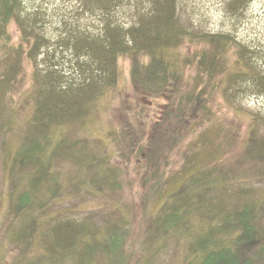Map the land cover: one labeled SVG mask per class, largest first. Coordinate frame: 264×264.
Segmentation results:
<instances>
[{
	"label": "rangeland",
	"instance_id": "obj_1",
	"mask_svg": "<svg viewBox=\"0 0 264 264\" xmlns=\"http://www.w3.org/2000/svg\"><path fill=\"white\" fill-rule=\"evenodd\" d=\"M1 1L11 48L0 62V264L199 260V240L217 220L189 214L176 221L179 198L162 211L192 156L206 155L210 168L222 171L219 189L230 182L238 191L241 184L262 198L263 161L249 150L264 138V88L248 83L255 74L238 71L264 74V0H178L179 19L191 33L166 48L174 72L166 94L140 89L130 58H123L116 88L106 87L86 115L50 126L48 105L38 98V71L75 84L80 76L69 36L101 31L109 19L128 27L150 0H120L106 16L82 0H17L8 23ZM210 34L219 36L217 43L206 41ZM38 35L43 39L30 57ZM239 44L248 51L247 66L237 63ZM201 52L215 67L203 77L195 60ZM216 191L213 198L221 199ZM190 192L191 201L194 187ZM257 223L263 230L253 252L264 247V219ZM235 233L218 239L226 243Z\"/></svg>",
	"mask_w": 264,
	"mask_h": 264
},
{
	"label": "trees",
	"instance_id": "obj_2",
	"mask_svg": "<svg viewBox=\"0 0 264 264\" xmlns=\"http://www.w3.org/2000/svg\"><path fill=\"white\" fill-rule=\"evenodd\" d=\"M82 2L91 10L99 11L101 16H106L109 13L108 9L119 5L120 0H82ZM149 4L146 12H140L134 23L128 27H123L115 20L114 22L109 19L108 22L103 21L101 31L93 33L86 30L80 31L73 37L69 36L75 41V71L80 76L75 80V84L69 83L70 80H64L61 74L56 75L55 79H50L52 70L48 69L45 71L46 74L38 71V98L41 103L48 105V126L65 119L86 115L94 101L100 102L106 87L116 88L120 82L122 73L120 60L123 58H130L133 78L140 89L161 96L167 93L170 68L165 53L169 47L186 41L191 32L179 19L178 0H150ZM1 6L3 18L5 17V22L8 23L12 15H16L17 0H2ZM6 30L3 22H0V62L10 55L11 47L7 48L9 41L4 39ZM6 35L9 36L8 32ZM206 36L207 42L217 43L218 35ZM41 39H43L41 35L35 36L30 57L39 47ZM4 46L7 52L2 50ZM237 47L239 58L237 63L241 64V67L247 66L249 62L245 58L248 51L246 52V48L241 44ZM82 57L85 59L81 60ZM195 60L202 71L201 77L211 73L215 68L209 66L208 56L203 52L196 53ZM172 72L170 71V74ZM248 73L255 74L254 77H249L248 83L252 79L251 84L254 87L262 86L263 89L264 74L258 72L256 68L247 70L242 67L238 71L239 75ZM170 97L172 95L169 94ZM198 97L201 99L200 95ZM179 109L185 110L183 105L179 106ZM250 118L254 121L253 115ZM248 143L250 144L251 140ZM251 150L262 158L264 165V138L260 142L255 140L249 151ZM203 157L201 161L196 158L193 160L192 156L186 172H183L182 177L179 178L180 186L166 193V204L162 208V211L167 210L170 199L179 198V215L176 211L173 213L176 221L185 219L189 214H195L202 219L209 216L211 220H217L205 234H202L203 238L199 240L200 246L195 250L199 260L194 259L191 264H264V247L260 245L257 252L250 250L254 242L261 238L259 235L263 229L257 221L260 218L264 219V195L262 198L258 196L252 198L250 193L253 188L244 190L239 184L236 191L231 189L234 183L230 182H224L226 184L223 183V190L219 189L217 181L223 177L222 171L216 170L215 166L210 168L212 164L207 160L211 158L206 155ZM193 187L195 197L190 201V191ZM215 190L219 191L217 194H220L221 199L213 198ZM234 195H238L235 197L237 200L233 199ZM169 220L170 218L163 223ZM168 228H173V225L168 224ZM232 230L237 233L229 237L228 243L223 242L224 237L220 241L222 234L229 235ZM106 251L109 254L113 253L107 249Z\"/></svg>",
	"mask_w": 264,
	"mask_h": 264
}]
</instances>
